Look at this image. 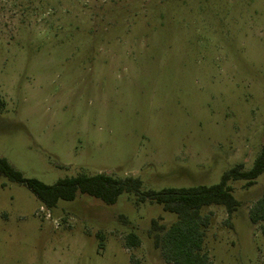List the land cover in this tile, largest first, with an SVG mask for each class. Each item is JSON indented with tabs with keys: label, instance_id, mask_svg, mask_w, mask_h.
<instances>
[{
	"label": "rangeland",
	"instance_id": "374dc122",
	"mask_svg": "<svg viewBox=\"0 0 264 264\" xmlns=\"http://www.w3.org/2000/svg\"><path fill=\"white\" fill-rule=\"evenodd\" d=\"M262 144L264 0H0V157L24 177L211 186L236 164L249 170ZM228 185L229 219L223 206L200 210L202 253L264 264V220L249 213L264 172ZM153 219L176 215L128 192L46 208L0 177V264H175Z\"/></svg>",
	"mask_w": 264,
	"mask_h": 264
},
{
	"label": "trees",
	"instance_id": "16d2710c",
	"mask_svg": "<svg viewBox=\"0 0 264 264\" xmlns=\"http://www.w3.org/2000/svg\"><path fill=\"white\" fill-rule=\"evenodd\" d=\"M264 172V144L256 156L252 167L243 170L242 164H236L225 171L218 183L205 186L167 187L160 190H141V181L137 177L115 178L111 174H78L73 177L57 179L53 184H45L35 178L24 177L8 160L0 157V177L11 182L25 184L46 208H53L59 200L71 201L77 193L88 194L105 204H113L123 193H133L141 201L149 200L162 205L164 211L172 212L176 219L168 226L151 221L154 244L161 256L175 264H209L202 244L206 228L210 224V214L202 215L200 210L207 206H223L228 219L237 206L232 195L230 180H245L246 185L254 183L255 178ZM253 222L264 220V193L250 208ZM126 243L137 246L139 238L130 233Z\"/></svg>",
	"mask_w": 264,
	"mask_h": 264
},
{
	"label": "built area",
	"instance_id": "2783aa9c",
	"mask_svg": "<svg viewBox=\"0 0 264 264\" xmlns=\"http://www.w3.org/2000/svg\"><path fill=\"white\" fill-rule=\"evenodd\" d=\"M48 216V215H47Z\"/></svg>",
	"mask_w": 264,
	"mask_h": 264
}]
</instances>
